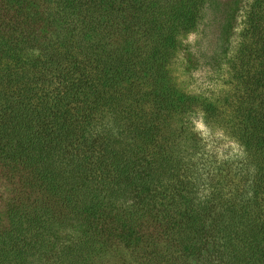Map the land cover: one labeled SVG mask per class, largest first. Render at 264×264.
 Returning <instances> with one entry per match:
<instances>
[{
    "label": "trees",
    "instance_id": "obj_1",
    "mask_svg": "<svg viewBox=\"0 0 264 264\" xmlns=\"http://www.w3.org/2000/svg\"><path fill=\"white\" fill-rule=\"evenodd\" d=\"M0 0V264H264V0ZM221 15L227 88L173 82ZM201 114L239 147L220 156Z\"/></svg>",
    "mask_w": 264,
    "mask_h": 264
},
{
    "label": "rangeland",
    "instance_id": "obj_2",
    "mask_svg": "<svg viewBox=\"0 0 264 264\" xmlns=\"http://www.w3.org/2000/svg\"><path fill=\"white\" fill-rule=\"evenodd\" d=\"M228 0H216L223 4ZM251 0H242L237 15V25L231 39V47L237 43L242 27L243 12ZM215 4L207 5L194 30L179 37V47L169 64V71L176 86L193 95L216 98L226 88V72L222 63V41L220 40L221 15ZM197 130L210 145V149L224 157H239V147L217 126L207 125L201 114L194 118ZM9 185L0 172V216L4 213V204L9 195Z\"/></svg>",
    "mask_w": 264,
    "mask_h": 264
}]
</instances>
